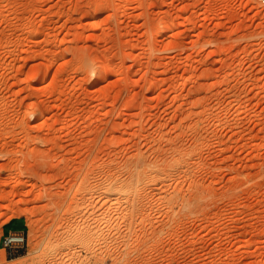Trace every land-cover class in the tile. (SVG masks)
<instances>
[{"label": "rangeland", "instance_id": "obj_1", "mask_svg": "<svg viewBox=\"0 0 264 264\" xmlns=\"http://www.w3.org/2000/svg\"><path fill=\"white\" fill-rule=\"evenodd\" d=\"M16 216L0 264H264V4L0 0Z\"/></svg>", "mask_w": 264, "mask_h": 264}, {"label": "built area", "instance_id": "obj_2", "mask_svg": "<svg viewBox=\"0 0 264 264\" xmlns=\"http://www.w3.org/2000/svg\"><path fill=\"white\" fill-rule=\"evenodd\" d=\"M260 4H264V0H256ZM27 231V230H26ZM26 231H11L2 237L1 247L8 251V254L22 250L27 244Z\"/></svg>", "mask_w": 264, "mask_h": 264}, {"label": "crops", "instance_id": "obj_3", "mask_svg": "<svg viewBox=\"0 0 264 264\" xmlns=\"http://www.w3.org/2000/svg\"><path fill=\"white\" fill-rule=\"evenodd\" d=\"M27 230V223L25 218L16 216L11 219H8L3 222L1 226V235H0V243L2 241V237L8 234L11 231H26ZM0 248L1 245H0ZM3 249V248H2ZM6 253L8 251L4 250Z\"/></svg>", "mask_w": 264, "mask_h": 264}, {"label": "bare ground", "instance_id": "obj_4", "mask_svg": "<svg viewBox=\"0 0 264 264\" xmlns=\"http://www.w3.org/2000/svg\"><path fill=\"white\" fill-rule=\"evenodd\" d=\"M158 37H159V36H158ZM131 174H132V173H131ZM10 177H11V176H10ZM132 177H133V176H132ZM131 179H132V178H131ZM127 182H128V181H127ZM118 184H119V182H118ZM110 185H111V184H110ZM121 185H122V184H121ZM112 186H113V185H112ZM124 187H126V186H124ZM124 187H123V185H122L121 188L124 190V189H125ZM118 188L121 190L120 187H118ZM130 188H131V187H130ZM130 188H129V189H130ZM127 189H128V188H127ZM121 191H122V190H121ZM125 191H126V190H125ZM125 191H124V192H125ZM127 191H128V190H127ZM127 191H126V192H127ZM126 194H127V193H126ZM29 218H30V217H29ZM30 220H31V219H30ZM29 227H30V226H29ZM89 227H90V226H89ZM87 229H88V230L85 231V232L82 233V234L89 236V235L91 234V233H90L91 230H90L89 228H87ZM91 235H92V234H91ZM103 242H104V241H103ZM98 244L100 245V243H98ZM99 245H98V247H100ZM104 245H105V244H104ZM87 246L90 248L92 245H91L90 243H88ZM101 248H102V247H101ZM84 262H86V261H84Z\"/></svg>", "mask_w": 264, "mask_h": 264}]
</instances>
